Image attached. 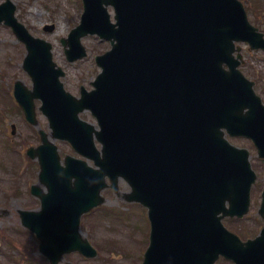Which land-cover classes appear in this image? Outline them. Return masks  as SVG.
Returning <instances> with one entry per match:
<instances>
[{"label":"water","instance_id":"1","mask_svg":"<svg viewBox=\"0 0 264 264\" xmlns=\"http://www.w3.org/2000/svg\"><path fill=\"white\" fill-rule=\"evenodd\" d=\"M84 4L81 25L63 40L68 59L86 56L81 39L88 34L109 40L113 49L97 57L103 72L95 90L83 88L80 99L60 81L64 72L53 62L52 45L18 22L10 0L0 5V24L10 26L28 51L23 68L33 90L21 82L15 90L27 120L38 124L34 100H41L52 139L68 141L96 166L69 155L62 164L45 132L29 151L39 159L47 192L34 187L42 209L21 215L42 253L52 264L74 251L96 257L80 234L81 217L105 202L104 189L118 191L123 178L132 189L127 200L149 208L151 243L143 264H214L220 255L236 264H264V229L243 243L222 223L247 213L256 181L248 150L231 145L224 130L251 138L264 158V105L233 55L240 51L236 41L264 48V35L237 0ZM108 6L115 8L116 24ZM85 110L99 130L80 119ZM260 214L264 218V193Z\"/></svg>","mask_w":264,"mask_h":264},{"label":"rangeland","instance_id":"2","mask_svg":"<svg viewBox=\"0 0 264 264\" xmlns=\"http://www.w3.org/2000/svg\"><path fill=\"white\" fill-rule=\"evenodd\" d=\"M16 6V17L24 24L32 36L50 42L53 45V57L62 68L65 77L62 78L67 91L75 96L80 95V88L93 89L92 82L101 69L95 58L107 52L111 46L106 40L97 36H87L82 39L87 48L88 56L83 60L70 63L65 54L62 39L67 38L70 32L80 23L83 14L82 0H11ZM244 5L250 23L264 33V0H240ZM5 0H0V3ZM110 12L113 10L110 8ZM53 25V31H46L45 27ZM241 47L242 63L240 70L255 83V90L264 102V51L252 50L247 43H239ZM26 48L19 42L10 27L0 25V231H3L11 244L17 245L20 250L30 249L32 258H40L38 241L31 233L24 232L20 223V210H37L40 201L30 193L32 185L38 184V162L32 164L22 162L17 157L18 150L25 152L29 147L40 143L38 130L49 132L48 120L38 112L40 127H32L24 118L23 113L13 111L11 92L17 80L23 81L29 88L32 87L30 77L22 68ZM39 105V103H38ZM10 109L11 113H7ZM81 117L89 122H95L89 111ZM16 127V136L11 137V126ZM4 135V136H3ZM9 136V137H8ZM232 144L246 148L251 153V163L258 175L253 188V200L250 213L242 223L231 219L227 227L240 233L241 237L248 235L255 237L259 233L264 220L258 215L261 194L264 188V161L260 160L251 141L243 138H231ZM19 142V149L11 151L8 145ZM9 143V144H8ZM8 144V145H7ZM62 157L71 155L79 157L69 143L56 141ZM18 147V146H17ZM19 156V155H18ZM28 160V159H27ZM30 160V159H29ZM93 164L92 162H90ZM130 188L126 182H119V192L111 189L104 191L106 203L82 221V232L98 250V256L88 260L78 253L64 257V263L74 264H141L149 242V220L147 212L139 204L127 203L125 194ZM28 235V236H27ZM31 237V239L29 238ZM0 239V264H28L22 262L19 251L14 253L11 247ZM10 253L11 259L4 255ZM30 258L31 262L33 259ZM219 264H232L221 261Z\"/></svg>","mask_w":264,"mask_h":264}]
</instances>
